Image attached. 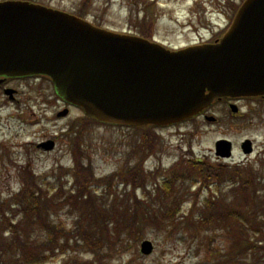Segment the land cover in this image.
<instances>
[{
  "label": "rangeland",
  "instance_id": "rangeland-1",
  "mask_svg": "<svg viewBox=\"0 0 264 264\" xmlns=\"http://www.w3.org/2000/svg\"><path fill=\"white\" fill-rule=\"evenodd\" d=\"M25 1L80 16L101 28L148 38L153 36L174 48L191 45L201 36L208 38L228 24L222 12L224 8H220L222 15L212 17L217 25L214 30H203L205 18L201 17L202 3L215 7L226 0ZM235 1L240 3V0ZM4 102L0 99V211H6L7 218L14 220L20 229L17 235L4 232L7 222L0 219V236L8 244H16V247L0 250V264H15L13 260L23 256L18 246L22 241L40 245L49 242L50 246L60 243L47 264H264L263 248L259 250L258 259L256 252L241 253L237 246L239 233L235 234L234 228L229 229L223 223L222 213L242 206L243 197L235 190L237 183L224 181L219 184L210 179L209 186L203 181L200 184L201 167L193 169L187 164H206L214 172L220 165L214 152L219 139L232 141L234 158L238 162L243 161L242 140L246 137L254 140V153L241 167L260 178L250 203L254 201L257 208L262 207L254 218L257 214L260 218L263 215L257 227L260 229L262 225L264 229V101L242 103V109L247 111L236 120L225 105H218L210 111L218 120L216 122L200 117L153 130L155 153L142 167L151 176H146V189L138 187L134 194L130 184L114 176L123 173L126 180L130 172L141 170L139 162L144 153L139 145L144 137L138 135L136 129L88 122L83 112L74 108H69L68 116L57 117L66 105L45 78L23 81V124L22 105L10 102L3 105ZM248 107L257 110L248 111ZM33 111L39 115L38 120ZM47 137L58 139V146L52 152L41 151L36 146ZM76 141L82 150L83 164L92 175L91 197L80 202L74 198L79 185L74 175V153L77 152H73L72 146L74 142L75 150ZM25 170L35 174L34 180L42 191L29 202L25 199ZM184 172L187 175L182 182L174 183L176 193L173 195L184 193L187 201H199L195 204L198 208L191 210L193 204L186 202L174 213L171 206L175 197L157 198L156 189L163 193L162 187L169 186L175 175L181 176ZM227 176L230 174L224 175ZM210 200L221 208L209 217L213 226L207 229L198 224L201 209ZM125 207L133 214H125L122 210ZM115 210L119 212L115 214ZM188 212L193 215L183 221ZM161 213L179 219L168 220ZM13 214L19 216L13 219ZM124 224H128V228ZM83 232L90 237L89 241L80 237ZM253 232L251 228L249 237L256 241ZM145 240L154 245L150 256L141 253V243ZM258 243L264 246V240Z\"/></svg>",
  "mask_w": 264,
  "mask_h": 264
},
{
  "label": "water",
  "instance_id": "water-1",
  "mask_svg": "<svg viewBox=\"0 0 264 264\" xmlns=\"http://www.w3.org/2000/svg\"><path fill=\"white\" fill-rule=\"evenodd\" d=\"M35 75L89 118L114 125H167L216 98L262 95L264 0H245L219 42L180 50L29 1L1 2L0 76ZM220 143L230 156V142ZM141 248L148 255L153 244Z\"/></svg>",
  "mask_w": 264,
  "mask_h": 264
},
{
  "label": "trees",
  "instance_id": "trees-1",
  "mask_svg": "<svg viewBox=\"0 0 264 264\" xmlns=\"http://www.w3.org/2000/svg\"><path fill=\"white\" fill-rule=\"evenodd\" d=\"M144 30H147L146 28H144ZM142 136L144 137V140H148L150 137V133L148 129H142ZM74 147V144H73ZM155 147V143H153V141H149V143H147L144 148H149V151L152 152L153 149ZM144 151H147L146 149H144ZM73 152H77L74 153L75 157V172L74 175L76 176V178L78 179V188L75 190L76 194L74 196V198L77 199L78 202L80 201H85V200H89L90 199V193L91 191H89V186L92 180V175L89 172V169L87 168V166H85L83 164L84 160L81 159V155L80 153H82V150L78 144V141L75 142V150H73ZM189 167H192L193 169H197L200 168L199 170V175L200 178L198 180L199 181H203V184L209 186V180L210 179H214V181H216L217 183H222L224 181L229 182L233 181L231 183H237V186L235 187V190L243 197V203L242 206L239 208H233L228 209L225 213H222L223 218V223L230 229L231 227L235 229V234L237 235L238 238V243L237 246L239 247V251L241 253L243 252H247L248 250H250L252 253L256 252L257 253V259L259 258V250L260 248H263L264 250V246H261L258 242L260 240H264V229H262V225L259 229V226L261 224L262 218L259 217V215L257 214V218H254V215L256 213L261 212L262 207H256L253 203H250V201H252V195L253 192H255V184L258 183V181L260 180V178H258L257 176H255L254 174L248 172L249 170H246L245 167H240L237 169H218V170H214V172H211V168L206 165V164H194V163H188ZM139 167L141 168V170H139L138 172L132 171L129 174V178H127L126 180L123 178L125 176V174L123 175V173H117L114 177L119 178V179H123L124 183L130 184L132 187V191L133 194L135 192V190L138 187H142L144 190L146 189L147 185H146V176H149L148 174H146L143 171L142 168V164L139 163ZM230 174V176H227L226 178L224 177L225 174ZM23 175H24V180L26 182L25 184V199L27 200V202H29V199L35 198L39 195L42 194V191L38 188L37 186V182H35V174L32 171H23ZM187 175L186 172H184L183 175L179 176V175H175L173 177V179L170 182L169 186H165L162 187V192L163 193H159V189L157 188L156 190L158 191L155 195V197L159 198L161 196L163 197H175L173 205L171 207L172 208V212H176L178 211L183 204H185L186 202H190L192 203L193 207L191 208V210L196 209L198 207H195V204L199 203V201H197L196 203H193V201H187V199H184V193H180L178 194V196L176 197V195H173L176 193L175 187H174V183L176 181H181L182 182V178H185ZM151 176V175H150ZM149 176V177H150ZM24 186V185H23ZM201 190V188L199 190H197L196 194L199 193V191ZM252 190V191H251ZM191 191H189L190 193ZM146 194L151 195V192H145ZM73 197H70V200H72ZM133 198L137 199L136 195H133ZM75 200V199H74ZM10 205V204H9ZM17 205V204H15ZM221 207L216 204L214 205L211 200L208 201L207 203H205V208L201 209V214L199 219H201L200 223L198 225H200L201 227H205L207 229H210L211 223L213 222L212 219H210L209 217H213V212L215 210L220 209ZM255 208V210H254ZM21 212V209H18ZM125 211V214H129V216L132 213V210L130 208H124L122 209ZM119 211L115 210V214L118 213ZM189 213V212H188ZM6 211H0V219H2L3 222H7V226L4 228L5 231L4 232H12L14 235L18 234V230L20 229L19 225H15L14 220H10L9 218H7L6 216ZM226 214V215H225ZM161 216H163L165 219L168 220H178L179 217H176L175 215H168V214H164L161 213ZM193 213H189L186 217H183L182 220L183 221H187L189 220V217L192 216ZM13 219H16L19 215L18 214H13ZM127 216V215H126ZM12 218V217H11ZM134 219H132L133 221ZM212 220V221H210ZM128 221V219H127ZM182 221V222H183ZM210 221V222H209ZM220 222V220H217ZM14 223V224H13ZM126 228H128V224H124ZM251 228L254 230V234L257 236L256 241H252L251 238L249 237V231L251 230ZM13 230V231H12ZM259 231V232H256ZM228 236H231V232L229 231ZM261 236V237H259ZM81 238H83L84 240L89 241L90 237L85 234L84 232L82 233V236H80ZM15 238V237H14ZM49 242H46L42 245H40L39 243L36 242H28V241H22V243L18 244V246H20L21 250L19 252L23 253V256H20L19 259L13 260L15 262V264L17 263H23V264H47L48 260L51 259L52 257L55 256V252L58 250V246L60 247V243H56L52 246L48 245ZM50 246V247H49ZM12 247H16L15 243H11L8 244L7 241L3 240V238L0 236V250L1 249H6V248H12ZM48 247V248H47ZM23 259V261H22ZM259 261V260H258Z\"/></svg>",
  "mask_w": 264,
  "mask_h": 264
},
{
  "label": "flooded vegetation",
  "instance_id": "flooded-vegetation-1",
  "mask_svg": "<svg viewBox=\"0 0 264 264\" xmlns=\"http://www.w3.org/2000/svg\"><path fill=\"white\" fill-rule=\"evenodd\" d=\"M4 1H8V0H0V2H4ZM217 1L220 2V0H217ZM241 1L242 0H240V2ZM237 6H238V4H236L235 0H226L225 3H222L220 5H216L215 7H210L208 5L205 8L202 7L201 12L203 13V16H201V17L205 18V22H204V25L202 27V28H204L203 30L211 31V30H214V28L217 26V25H215V23L212 20V17L214 15L213 14L214 11L216 13H220V14H217V15H222V12H223L224 13V19L228 20V24H229L231 19L234 16L236 10H237ZM209 8H214V9L210 10ZM220 8H224V10L221 12ZM228 24L226 26H228ZM210 26H212L213 28L210 27ZM220 32L221 31L219 30L216 33H214L212 36H209L208 38H205V37L201 36L200 38H198V40L196 42H194L192 44L215 43V42H217L219 40ZM39 78H41V77L23 78V76H18V77L0 76V99H4L6 101V102H4L3 105L9 104V102L12 103V104L20 103L22 105L21 106V110H20L22 124H23V81L31 80V79H39ZM252 101H255L256 103H259L260 101H264V96L254 97V98H237L236 100H232V101L231 100H227V101L222 102V103L226 107H229V105L231 103H233V104H236L239 108H241V104L242 103H251ZM65 105H66V107L64 109L68 110L70 108V106L67 105V104H65ZM216 106L217 105L213 106L212 108H209V110L205 111L202 115H199V117H197V118H200L202 116L205 117L206 114H210L211 113L210 111ZM249 110L256 111L257 109H255L253 107L252 108L248 107V111ZM243 111H247V110L245 108H243V109L239 110V112L236 113V114L231 113L233 119L236 120V119H239V117L243 116L244 115L242 113ZM59 112L56 115L57 117H59L58 116ZM32 113L35 116L36 120H38L40 118L39 115L35 113V111H33ZM235 125H237V124H235ZM137 129H138V131H140L139 128H137ZM22 130H23V128H22ZM154 130H156V129L154 128ZM47 141H52L53 142V147L54 148L52 150H45V149H43V148L38 146L39 143H43V142H47ZM149 141H152V136L149 137V139L147 140V143H149ZM254 144H255V141L252 140L253 149H254ZM36 146L41 151L52 152L58 146V139H57V137H55V138H50V137L43 138L40 142H38L36 144ZM21 147H22V150H23V141L21 142ZM155 147H156V145H155ZM240 148H241V145H240ZM241 153H242V150H241ZM252 154H253V152L251 154L245 156V154L242 153L243 161H241V162L236 161L235 158H234V155H232V157L229 158V159H224L222 157H218L217 156V161L221 165L220 168L237 169L238 167L243 166L244 162L250 161V156ZM145 161H146V159L144 160V162ZM198 161L202 162L201 160H198Z\"/></svg>",
  "mask_w": 264,
  "mask_h": 264
}]
</instances>
